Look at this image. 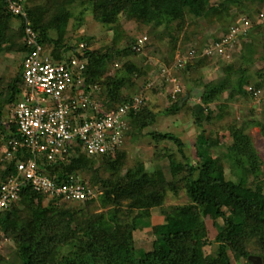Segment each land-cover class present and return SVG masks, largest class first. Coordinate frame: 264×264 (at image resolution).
<instances>
[{
    "label": "trees",
    "instance_id": "16d2710c",
    "mask_svg": "<svg viewBox=\"0 0 264 264\" xmlns=\"http://www.w3.org/2000/svg\"><path fill=\"white\" fill-rule=\"evenodd\" d=\"M18 1L24 14L10 11L7 0H0V58L18 61L14 72L0 75L1 179L17 175L19 151L8 157L7 150L9 140L21 136L16 124L9 122L8 108L23 91V62L31 48L24 45L28 21L34 30L43 32L39 41L55 61L77 57L87 62L83 82L74 85L71 93L78 91L92 98L97 108L86 107L90 117L133 104L141 97L136 109L131 106L123 116V133L127 131L135 138L147 133L157 142L173 141L184 152L185 142L178 135L150 129L157 112L148 105V94L142 95L157 75L150 72L148 55L161 58V84L170 81L165 68L174 67L175 84L185 87L173 92L171 86L166 93L170 105L164 113L185 109L201 128L213 124L215 129V121L225 118L228 112L208 104L224 93L222 98L233 104L248 96L264 99V9L260 8H264V0L258 1L257 9L239 0H86L94 18L113 30V36L100 46L95 44L96 37L69 33L71 20L76 16L71 7L80 0ZM214 9L220 10L218 16ZM242 15L254 25L228 40L227 31L238 27ZM210 23L217 25L213 33L207 31ZM147 31L151 32V40L137 50L139 38ZM216 42L223 44L221 51L213 48ZM177 51L179 56L188 55V59L176 58ZM139 55L140 59H135ZM201 60L206 65L200 66ZM212 63L214 71L208 68ZM258 71L262 75H257ZM215 76L220 79L218 84ZM192 88L203 92L205 98L192 104L193 97L189 96L181 104ZM84 109L79 107L78 113ZM254 125L264 135V111L260 118L243 113L225 121L218 139L210 133L201 141L208 156L194 163L189 158L183 163L166 154L167 165L153 168L147 160L139 159L128 166L123 138L107 154H99L111 165L106 173L95 162L99 155H74L79 154L80 145L71 146L64 161L42 157V169L56 174L57 181L86 174L88 178L82 176L83 180L88 181L96 196L73 207L70 201L57 203L24 183L19 198L0 211V227L15 246L7 262L254 264L249 256L258 255L264 264V158L246 132ZM206 131L202 129L201 133ZM228 137L230 143L226 142ZM235 175L237 180L233 179ZM183 191L190 197V204L163 210L153 219L171 232L151 235L150 239L149 234L146 238L136 236L132 226L145 220L150 225L152 210L162 208L168 195L178 196ZM210 212L216 214L214 219L209 217ZM153 222L148 231L153 230ZM182 225L189 227L181 229ZM214 226L218 230L210 237ZM3 258L0 254V262Z\"/></svg>",
    "mask_w": 264,
    "mask_h": 264
},
{
    "label": "built area",
    "instance_id": "2783aa9c",
    "mask_svg": "<svg viewBox=\"0 0 264 264\" xmlns=\"http://www.w3.org/2000/svg\"><path fill=\"white\" fill-rule=\"evenodd\" d=\"M7 5L10 11L24 14V7L18 0H7ZM29 23L25 26L24 45L31 48L23 62V91L21 97L8 108L9 122L16 124L21 136V139L9 140L7 150L8 157L19 151L15 164L17 175L0 178V210L19 198L26 182L54 201L58 198L84 201L96 196V192L81 177L71 175L70 181H57V175L43 170L40 161L42 157L50 161H64L71 146L76 145H80V157L107 154L123 138V116L131 106L136 109L137 103L141 102L139 99L133 104H123L90 117L86 107H96L92 98L78 91L71 93L74 85L83 82L82 73L86 71L87 62L77 57L55 61L39 41L43 32L34 30ZM145 39L146 36L139 38L135 46L137 50L142 48ZM224 40L228 41L227 38ZM80 45L83 47L84 43ZM222 46L221 42H216L213 48L221 51ZM179 57L188 59L185 53ZM169 79L172 81V78ZM181 89L177 83L172 91ZM79 107H84V111L78 113ZM4 237L0 229V241Z\"/></svg>",
    "mask_w": 264,
    "mask_h": 264
},
{
    "label": "rangeland",
    "instance_id": "374dc122",
    "mask_svg": "<svg viewBox=\"0 0 264 264\" xmlns=\"http://www.w3.org/2000/svg\"><path fill=\"white\" fill-rule=\"evenodd\" d=\"M86 0H80L77 1L74 5H72L71 9L75 13L76 16H73V19L71 20V30L69 33L76 32L78 36H93L96 37L95 41L98 46L103 45L104 41L107 38H111L113 36V30L107 28L105 25H102L98 22L97 19L94 18L92 10L89 9L88 3L85 2ZM258 1L259 0H239V2L243 5H246L247 7H255L258 8ZM238 2V3H239ZM238 5L235 3L234 9H236ZM261 9H264L263 7H260ZM214 13L218 16L220 14V10H215ZM244 10H242L243 13ZM241 16V18L237 22V28L236 30L227 31L228 37H236L237 35H240L242 31H245L247 28L254 25L252 20L246 19ZM247 21V23H246ZM202 23L211 22L206 20H200ZM207 24V23H206ZM244 25L245 28H240L239 26ZM217 25L215 23H210L209 27L207 28L208 33H213L216 30ZM238 28L240 29L238 31ZM218 34V32H217ZM221 34V33H220ZM145 41L151 40V32L147 31ZM101 38V39H100ZM100 39V40H99ZM264 43V42H263ZM145 47V46H144ZM263 52H264V44H263ZM143 51L141 52V54ZM217 54V52H216ZM148 58L146 59L149 62L150 72L156 76V79L150 84V86H147L145 88V91L143 93V97H150L148 100L149 106H151L156 112L157 116L155 118L154 124L151 125L150 129L152 130H159L161 132H173L178 137H180L184 142V152L181 153L177 146L174 144L173 141H156L150 135L147 133L143 134L140 138H135L127 131L123 133V145L125 149L128 151L127 154V165H133L136 163L137 160L143 159L147 160L149 164L154 168L160 165H167L168 159L166 158V154H170L172 157L178 159L181 162H186L187 158L194 163L198 159L203 158L206 155V152H204L203 146L201 145V141L206 139L210 133L213 134V137L215 139H218L220 137V131L225 121H230L237 117L238 114H254L257 118H260L262 115V112L264 111V99L259 100V97H247L245 100L237 99L233 104L230 101L224 100L222 97L226 96L224 93L222 96H219L216 99H212L208 101V104H211L213 107H217L218 109H221L222 111L228 112L225 116V118L221 120H216L217 127L213 129V124H207L203 128L198 126L196 122L193 121V118L190 114L186 112V110H181L178 113L173 114H167L164 113V110L167 106L170 105V101L166 98L167 91L171 90L174 87V82L177 80L175 76V68L174 67H167L165 68V74L169 78H172V81L170 80L167 84H161V78L163 75V72L159 74V62H161V58L158 55H148ZM179 57V52L177 51L176 58ZM135 59H140V55L137 57L135 56ZM18 65V61L15 58L12 57H3L0 58V75L3 72L11 71L14 72L16 66ZM200 66L206 65L203 60L199 63ZM214 64L212 63L210 66H208L209 70L214 71L213 68ZM201 68V67H200ZM261 71L256 72L257 75H262L260 73ZM214 81L216 84L220 82L219 77L215 76ZM174 84V85H173ZM155 86V87H152ZM179 85L183 88L184 86L179 83ZM157 90H155V88ZM185 88V87H184ZM250 89V87L248 88ZM251 90V89H250ZM262 96L264 98V90L262 91ZM189 93V92H188ZM192 93V94H191ZM187 95V94H186ZM190 97H193L191 99V103L193 104V101L197 102L199 99L205 98V94L201 91H198L195 88H192L190 90V94H188ZM188 96V98H189ZM195 98V100H194ZM138 99H141L139 97ZM187 100V98L185 99ZM214 122V123H215ZM202 129H206V133H201ZM226 128H224L225 130ZM147 130V129H145ZM246 132L250 135V137L253 139L257 150L261 153L262 157L264 158V135L261 132V128L257 125L251 126L246 130ZM226 142L230 143L231 139L228 137L226 139ZM122 145V146H123ZM185 154V155H183ZM75 156L78 154H74ZM102 155H99L97 160L95 161L97 166L101 169L102 173H106L110 166L105 163V159L102 158ZM82 176L87 177L86 174H82ZM234 180H237L238 178L233 176ZM192 201L190 197L185 194L183 191L178 196L174 195H168V199L165 201L162 208L159 209H153L152 210V222L153 219L156 217V214H161L163 210H172L174 206L176 205H184V204H190ZM74 204L73 207L77 206L80 207L82 205V201H70V204ZM101 210V209H98ZM209 217L214 219L216 217V214L214 212H210ZM150 220V221H151ZM149 221V222H150ZM147 221H140L136 225L132 226V229L134 233H136V236L138 237H145L148 234V238L150 239V236L152 235L157 236L161 233H169L172 230L167 227H161L157 224H160L159 221L153 222L154 227L153 230L147 229V227H151L152 222H150V225L146 223ZM148 222V223H149ZM19 226H22V223H19ZM189 226H181V229H187ZM218 230L217 226H214L211 228L210 237H214L216 234V231ZM21 238V237H20ZM146 238V237H145ZM138 245V243H137ZM14 244L12 241H10V237L7 235L4 237L3 240L0 241V254L4 256L3 260L0 262V264H9L7 262V256L8 258L11 257L10 252L14 249ZM215 247V246H214ZM213 249V247H212ZM214 256H218V253L216 250L212 251ZM6 257V258H5Z\"/></svg>",
    "mask_w": 264,
    "mask_h": 264
},
{
    "label": "water",
    "instance_id": "95a60500",
    "mask_svg": "<svg viewBox=\"0 0 264 264\" xmlns=\"http://www.w3.org/2000/svg\"><path fill=\"white\" fill-rule=\"evenodd\" d=\"M188 96V94L185 96V98L181 101V104ZM249 258L253 261L254 264H263L261 257L258 255H250Z\"/></svg>",
    "mask_w": 264,
    "mask_h": 264
},
{
    "label": "clouds",
    "instance_id": "9594fccd",
    "mask_svg": "<svg viewBox=\"0 0 264 264\" xmlns=\"http://www.w3.org/2000/svg\"><path fill=\"white\" fill-rule=\"evenodd\" d=\"M79 153H80V152H79ZM78 157H79V158H83V157H80L79 154H78ZM79 177H81V178L83 179L82 175H80ZM87 182H88V181H87ZM61 201H68V202H69L70 200H61V199L58 198L55 202L60 203ZM71 201H74V200H71ZM7 207H9V206H7ZM7 207H6V208H7ZM6 208H5V209H2V210H0V211H5ZM0 229L2 230L1 227H0ZM2 231H3V230H2ZM3 233H4V231H3ZM4 235L6 236L5 233H4Z\"/></svg>",
    "mask_w": 264,
    "mask_h": 264
}]
</instances>
